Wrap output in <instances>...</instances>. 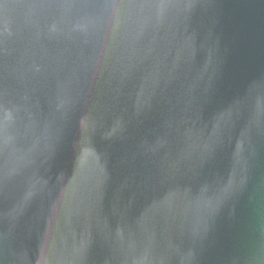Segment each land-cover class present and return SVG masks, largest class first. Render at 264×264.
I'll return each instance as SVG.
<instances>
[{"label": "water", "instance_id": "water-1", "mask_svg": "<svg viewBox=\"0 0 264 264\" xmlns=\"http://www.w3.org/2000/svg\"><path fill=\"white\" fill-rule=\"evenodd\" d=\"M0 264H264V0H0Z\"/></svg>", "mask_w": 264, "mask_h": 264}]
</instances>
